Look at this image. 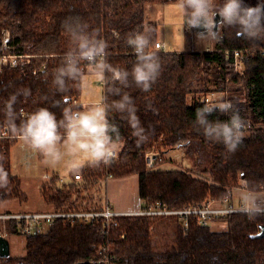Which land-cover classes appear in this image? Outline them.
Returning a JSON list of instances; mask_svg holds the SVG:
<instances>
[{"label": "trees", "instance_id": "1", "mask_svg": "<svg viewBox=\"0 0 264 264\" xmlns=\"http://www.w3.org/2000/svg\"><path fill=\"white\" fill-rule=\"evenodd\" d=\"M160 1L0 0V131L5 129L10 136L0 139V166L8 172L10 181L6 188H0V201L21 194L19 181L9 171V151L16 140H11L15 134L8 124L7 99L16 92L30 90L28 97L19 96L14 105L17 123L39 107L49 108L58 120L61 118V109L53 107L61 94L55 92L51 81L54 69L70 47L61 27L68 15L81 16L90 32L108 42V62L128 70L136 58L125 36L132 31H147L152 41L149 51L159 55L163 70L149 92L134 85L126 89L138 109L141 125L150 130L149 139L137 144L127 122L115 111L109 112V120L119 128L124 140L115 162L106 170L104 165L85 166L78 172L80 181L74 180L77 173H71L68 182L51 176L47 189L42 191L46 206L58 210L100 207L89 192L102 181L105 172L114 178L136 175L141 207L162 202L169 209H180L209 198L220 199L225 187L241 175L252 191L264 187V43L253 46L225 29L213 38L214 47L209 51L155 49L157 26L146 20L145 8ZM243 2L254 7L259 0ZM234 49L250 50L241 75H235L232 59L225 55L226 50ZM7 56H15L16 63L3 61ZM194 82H203L202 89L192 90ZM103 84L102 97L106 96L108 103L118 99ZM80 91L81 83L71 85L70 92L63 94L64 104L79 109L76 100ZM218 92L229 94L226 99L236 105L248 125L242 144L232 154L222 144L206 140L193 124L196 110L207 104L204 96ZM210 119L226 121L228 117L213 113ZM158 140L164 146L163 152L182 149L195 166H206L203 173L211 184L182 170L161 169L156 164L160 156L155 157L157 167L148 169L145 154ZM180 141L190 143L182 145ZM4 225L6 238L19 235L14 223ZM259 226H264V216L247 219L233 215L223 231L193 222L184 229L169 217H120L109 230L110 249L116 264H264V236L251 237L258 233ZM101 230V223L68 225L56 221L43 232L26 237L22 255L0 257V264H90L94 245L106 239Z\"/></svg>", "mask_w": 264, "mask_h": 264}, {"label": "clouds", "instance_id": "2", "mask_svg": "<svg viewBox=\"0 0 264 264\" xmlns=\"http://www.w3.org/2000/svg\"><path fill=\"white\" fill-rule=\"evenodd\" d=\"M175 3L181 12L183 26L198 30L196 40L200 45L218 37L225 29L253 46L264 43V0H259L254 7L247 6L243 0H175ZM61 27L71 42L52 73L51 83L55 92L61 94L53 107L61 109V118L58 120L49 108L39 107L17 123L14 105L19 96L31 94L24 89L6 101L9 128L32 152L52 167L61 166L65 174L78 173L85 166H110L123 148L124 140L119 128L109 120V112L115 111L127 122L137 144L149 139L150 130L141 125L138 109L126 89L134 85L149 92L163 70L160 57L155 51H149L152 41L147 31H132L126 34L125 43L134 52L135 63L130 70L114 67L107 59L108 42L90 32L81 16H66ZM89 81L105 83L108 93L118 99L108 103L105 96L83 110L64 104L66 96L63 94L70 92L71 85ZM146 107L158 114L151 105ZM213 113L228 119L212 120ZM193 124L206 140L222 144L230 154L242 144L248 126L236 105L227 99L197 109ZM9 182L8 172L0 166V188H6ZM240 199V210L244 214L251 218L264 216V204L250 188Z\"/></svg>", "mask_w": 264, "mask_h": 264}, {"label": "rangeland", "instance_id": "3", "mask_svg": "<svg viewBox=\"0 0 264 264\" xmlns=\"http://www.w3.org/2000/svg\"><path fill=\"white\" fill-rule=\"evenodd\" d=\"M145 14L148 22L156 24L157 42L162 44V48L165 51L201 52L212 50L214 47V39L207 44L200 45L196 40V33L193 29H188L186 25L183 26L181 12L176 7L175 0H162L157 3L149 4L145 8ZM241 68L238 69L240 70ZM239 70L233 67L235 75H241L237 72ZM202 86L203 82H194L191 89L197 91L202 89ZM99 87L101 88L99 81L82 82V89L85 92V95H82L85 97L91 96L90 98L93 101L90 105H87L86 108L94 105L96 102H100L102 96H100L101 90ZM197 97L201 96L198 94ZM227 97H229V94L218 92L208 98L213 102L212 100L219 101ZM205 99L206 96H204L203 102H205ZM83 109H85V107H83ZM11 140H16V142L9 151V171L11 177L19 181V190L21 194L10 200L0 201V214L26 210H30L31 212L48 210L50 207L46 206L42 194V191L47 189L46 185L48 179L51 176H57L62 179V182H68L70 174H65L61 166L52 167L47 164L39 154L32 152L18 137H12ZM163 150L164 146L161 145L159 140L153 142L150 149L147 150V152L155 153L157 156L161 157L163 162L161 164L160 162L157 163L161 169L182 170L196 179L211 184V179L207 174L203 173L206 166H195L190 157L184 153V150L170 149L166 152H163ZM163 153L165 154L163 155ZM193 157L195 156L193 155ZM241 179L243 178L239 176L237 180L230 182V184L225 187V191L230 190L234 192L236 196L238 195L241 197L246 195V192L241 187ZM89 193V195H93L98 205L103 204L106 199L110 204H113L112 206L114 209L118 207L129 208L130 204L132 205L134 203H137L138 208L141 207V200L137 195L136 175L121 178L113 177L107 183H104L102 180L98 185L91 187ZM211 227L213 230L223 231L226 228V222H217L211 225ZM46 229L47 227H44L43 231ZM2 230H5L4 223H0V234ZM7 240L11 255L18 256L23 254L25 242L22 236L11 235L8 236Z\"/></svg>", "mask_w": 264, "mask_h": 264}, {"label": "built area", "instance_id": "4", "mask_svg": "<svg viewBox=\"0 0 264 264\" xmlns=\"http://www.w3.org/2000/svg\"><path fill=\"white\" fill-rule=\"evenodd\" d=\"M154 46L155 49H159L160 47L162 48V44L159 42H156ZM249 53V49H234L225 51V55L232 59L233 67L234 69L236 68V70H239L238 68L243 66L245 56ZM2 60H10L12 65L17 61L15 56H7ZM243 69L244 68L242 67L239 71H237L238 74H242ZM213 94L214 93H210L206 97L205 103L208 104L211 102L208 97H211ZM9 137L10 136L7 134L5 129L0 131V139H6ZM155 157H157V155L152 152H147L145 154L146 167L148 169H153L156 164L161 161V159L158 158L156 161L157 163L155 164ZM104 168L106 170L107 166H104ZM73 177L76 181L81 180L80 173L75 174ZM112 178L113 176L111 174L105 172L102 180L104 183H107ZM241 187L247 194L248 187L243 179H241ZM253 192L258 195L261 203L264 204V187H259ZM240 197L241 196L238 195L236 196L234 192L227 190L220 199L209 198L205 202H202V204L190 205L180 209H169L162 202H156L153 205L139 207L132 211L116 210L105 199L104 203L95 209L58 210L50 208L48 210L35 212L26 210L1 213L0 223H14L19 236H22L24 239L31 236L33 233L43 232L44 227H50L56 221H62L68 225H73L75 223L92 225L101 223L102 235L105 236L106 239L104 241L102 240L97 242L94 245V257L91 258L89 262L90 264H116L115 257L112 255V251L110 249L109 230L112 226L115 227L117 225L118 218L128 216L169 217L177 220L184 229L187 228L191 222L202 227L207 225L211 226L217 222H226L227 219L233 215H242L247 219H250L251 217L244 214L240 210L242 206ZM0 235L6 237L5 231L2 230ZM121 237H123V235Z\"/></svg>", "mask_w": 264, "mask_h": 264}, {"label": "crops", "instance_id": "5", "mask_svg": "<svg viewBox=\"0 0 264 264\" xmlns=\"http://www.w3.org/2000/svg\"><path fill=\"white\" fill-rule=\"evenodd\" d=\"M100 86H101V88L99 87V89L101 90V95L100 96H102V91H103V86H104V84H103V82H100ZM82 94H84L85 95V92L83 91V89H82V82H81V91H80V95H79V97L77 98V100H76V104L77 105H79L80 106V110H82L83 109V107H85L86 108V106L87 105H90L93 101L91 100V96H83ZM83 96V97H82ZM102 98V97H101ZM83 100V101H82ZM82 101V102H81ZM96 103H98V102H96ZM95 103V104H96ZM108 199V198H107ZM113 204H111V206H112ZM113 207V206H112ZM138 208V205H137V203H134V204H130V207L129 208H125V207H118V208H116V210H119V211H132V210H135V209H137ZM10 248V247H9ZM10 254H11V252H10Z\"/></svg>", "mask_w": 264, "mask_h": 264}, {"label": "water", "instance_id": "6", "mask_svg": "<svg viewBox=\"0 0 264 264\" xmlns=\"http://www.w3.org/2000/svg\"><path fill=\"white\" fill-rule=\"evenodd\" d=\"M217 19H219L217 17ZM193 31L196 33L198 30L193 29ZM242 178V175L240 176ZM264 236V226H259V231L255 235H252L251 237L254 239L261 238ZM10 255V248L9 243L6 237L0 235V257L6 258Z\"/></svg>", "mask_w": 264, "mask_h": 264}]
</instances>
